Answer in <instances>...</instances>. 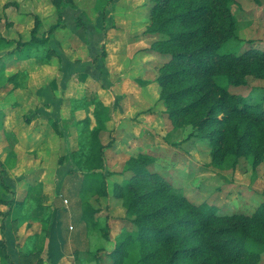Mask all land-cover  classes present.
Returning <instances> with one entry per match:
<instances>
[{
	"label": "rangeland",
	"instance_id": "obj_1",
	"mask_svg": "<svg viewBox=\"0 0 264 264\" xmlns=\"http://www.w3.org/2000/svg\"><path fill=\"white\" fill-rule=\"evenodd\" d=\"M58 1L63 8L66 0ZM237 2L233 9L239 36L264 50V0ZM153 3L72 0L63 9L67 25L54 0H0V54L17 47L18 42L30 41L35 28L36 36L49 38L48 43L32 47L25 62L0 59V197L17 198L23 202L21 208L29 211L24 234L28 248L36 243L42 228L47 236L53 211L51 205L44 206V218L32 217L31 210L38 204L30 193L39 188L35 196L42 202L47 189L52 192L47 199L60 194L65 173L81 163L76 156L83 137L96 127L94 113L99 101L109 111L100 139L107 145L104 170L110 194L85 196L100 208L97 216L106 223L103 232L110 230L112 238L131 227L116 196L117 185L132 176L125 169L128 161L142 153L153 155L151 168L182 188L196 204L208 202L221 214L251 213L260 204L264 161L254 167L253 157L243 156L234 168L226 167L225 161L214 163L210 141L190 136L191 124L170 118L157 80L158 69L169 57L152 49L158 36L147 32ZM79 17L83 25L76 24ZM246 79L247 86H232L231 90L264 100V77L250 74ZM12 187L17 192L10 191ZM9 208L0 204V232L8 225L4 214ZM22 212L14 216L22 218ZM95 232L90 252L73 258L102 264L97 257L99 248L110 251L114 243L106 242L103 232ZM43 252L34 262H24L49 264L47 248ZM106 253H101L103 259ZM258 264H264V253Z\"/></svg>",
	"mask_w": 264,
	"mask_h": 264
},
{
	"label": "trees",
	"instance_id": "obj_2",
	"mask_svg": "<svg viewBox=\"0 0 264 264\" xmlns=\"http://www.w3.org/2000/svg\"><path fill=\"white\" fill-rule=\"evenodd\" d=\"M71 1L66 0L61 8L60 2L54 0L61 21L66 23L63 9ZM153 2L147 32L158 36L152 49L169 57L158 69L157 80L160 99L170 118L191 124L190 136L210 141L214 163L225 161L226 167L234 168L241 157L251 156L257 167L264 161V100L234 92L231 87L247 86L246 77L250 74L264 77V50L239 36V22L233 9L237 0ZM81 18L76 20L77 25L84 24ZM36 31L37 28L33 29L30 41L18 42L17 47L3 51L0 59L30 57L32 47L49 42L47 37L36 36ZM244 45L247 47L240 50ZM94 115L96 127L83 137L80 155L76 156L81 163L78 161L79 166L66 174L62 193L50 215L49 264H59L64 256L90 252L95 230L103 232L105 228L106 223L97 216L100 208L85 196L110 194L104 170L107 145L100 139L109 119L103 102H98ZM154 162L155 157L148 153L128 161L125 169L132 176L117 185L116 196L122 201L131 227L124 228L115 238L105 229L106 242L114 243V247L110 251L105 246L99 248V262L258 264L264 253V191L253 212L221 214L208 202H192L182 188L151 168ZM0 204L10 206L3 213L6 218H20L14 215L23 211V202L0 197ZM1 231L4 234L5 227ZM103 252H107L106 259L101 256ZM31 253L24 254L29 263L33 262ZM0 258L1 264H10L5 237L0 242ZM72 264L85 261L73 258Z\"/></svg>",
	"mask_w": 264,
	"mask_h": 264
},
{
	"label": "crops",
	"instance_id": "obj_3",
	"mask_svg": "<svg viewBox=\"0 0 264 264\" xmlns=\"http://www.w3.org/2000/svg\"><path fill=\"white\" fill-rule=\"evenodd\" d=\"M6 61H9L10 63H22V62H25L26 60L25 59H15V57H6ZM70 171V170H69ZM67 171L63 177V180L66 176V174L69 172ZM63 180H62V183H63ZM39 188H34L32 189V193H30V197L37 201V204L38 206L34 209L31 210V215L32 217L34 218H39V219H42L44 218V206L48 207L51 205V208L54 210L55 206H56V198L58 196L61 195L62 193V184H61V188H60V194H56L53 196V198L50 199H47L49 198V195L52 194L51 191H49V189L46 190L45 192V195H47L46 197H44L46 199L45 202H42L41 200H37L36 199V196L35 194L38 193V190ZM12 190L14 192H17L16 188L12 187ZM19 195V193H18ZM41 201V202H40ZM43 203H47L46 205ZM50 209V208H49ZM53 212V211H52ZM29 211H25L23 210V213H22V218H19L17 220H14V219H11L8 217V219H6V222H7V227L5 229V238L7 240V244H8V250H9V253H10V256H11V260H10V264H24V254L25 252H29L31 251L32 253L30 254L31 256V259H34L35 258V254H41V256H44V247L47 248L48 246V242H49V237H48V234L49 232L47 233V236H46V229L42 228V231L44 230V232H42L41 230L38 231V239L36 241V243L34 245H32V247H29L26 246L24 244V234L26 232V228L28 227L29 225V215L28 214ZM28 222V224H27ZM20 227V230L19 232L17 233L16 230ZM0 242L3 241V234L2 232H0ZM44 233V236H41L42 234ZM46 236V238H45ZM41 238V239H40ZM40 241H42L44 243V246H43V243L41 244ZM18 243H21L22 247H20L19 245H16ZM46 243V244H45ZM17 246V248H15ZM44 258V257H43ZM73 258L72 257H69V256H64L61 261H60V264H72V261ZM34 262V261H33Z\"/></svg>",
	"mask_w": 264,
	"mask_h": 264
}]
</instances>
